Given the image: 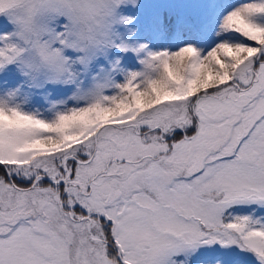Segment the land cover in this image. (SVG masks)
I'll return each instance as SVG.
<instances>
[{
	"label": "snow or ice",
	"instance_id": "1",
	"mask_svg": "<svg viewBox=\"0 0 264 264\" xmlns=\"http://www.w3.org/2000/svg\"><path fill=\"white\" fill-rule=\"evenodd\" d=\"M0 264H264V0H0Z\"/></svg>",
	"mask_w": 264,
	"mask_h": 264
}]
</instances>
